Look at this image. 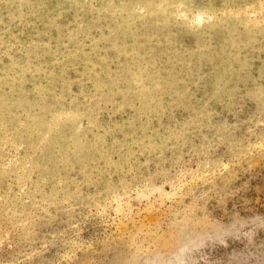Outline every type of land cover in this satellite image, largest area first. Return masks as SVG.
Wrapping results in <instances>:
<instances>
[{
    "label": "rangeland",
    "instance_id": "obj_1",
    "mask_svg": "<svg viewBox=\"0 0 264 264\" xmlns=\"http://www.w3.org/2000/svg\"><path fill=\"white\" fill-rule=\"evenodd\" d=\"M0 264H264V0H0Z\"/></svg>",
    "mask_w": 264,
    "mask_h": 264
},
{
    "label": "bare ground",
    "instance_id": "obj_2",
    "mask_svg": "<svg viewBox=\"0 0 264 264\" xmlns=\"http://www.w3.org/2000/svg\"><path fill=\"white\" fill-rule=\"evenodd\" d=\"M199 18L202 17V16H198Z\"/></svg>",
    "mask_w": 264,
    "mask_h": 264
}]
</instances>
